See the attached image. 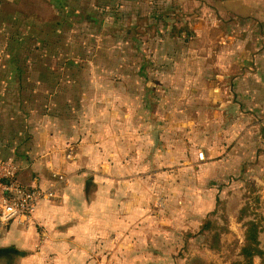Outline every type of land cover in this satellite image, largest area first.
I'll return each instance as SVG.
<instances>
[{
    "label": "rangeland",
    "instance_id": "rangeland-1",
    "mask_svg": "<svg viewBox=\"0 0 264 264\" xmlns=\"http://www.w3.org/2000/svg\"><path fill=\"white\" fill-rule=\"evenodd\" d=\"M55 1L39 3L44 18L63 23L44 36L63 42L57 59L68 61L72 74L55 77L66 86L68 106L53 101L60 89L51 77L39 87L33 80L31 92L17 91L21 106L17 98L7 103L0 153H17L10 149L19 138L13 129L22 131L23 143L48 138L35 110L44 94L45 109L72 135L63 155L77 152L74 140L108 151L103 162L99 148L90 151L80 171L82 183H109L84 195L94 236L113 237L103 252L109 260L264 264V20L229 19L216 0ZM50 63L58 68L56 59ZM3 71L12 75L14 68L5 64ZM133 73L141 78L129 80ZM124 226L135 227V237ZM48 229L41 244L39 229L14 226L0 242V264H50L37 259L58 255L44 248L52 240ZM118 237L125 247L118 248Z\"/></svg>",
    "mask_w": 264,
    "mask_h": 264
},
{
    "label": "crops",
    "instance_id": "crops-1",
    "mask_svg": "<svg viewBox=\"0 0 264 264\" xmlns=\"http://www.w3.org/2000/svg\"><path fill=\"white\" fill-rule=\"evenodd\" d=\"M39 1L40 0H0V3H2L0 9H3L5 13L4 17L0 18V57L3 59L2 61L0 60V89L2 88L0 91V135L3 134V124H1V121H5L11 116L7 108V103L17 98L18 104L21 106L20 98L16 96L17 91H19V93L31 92L34 89L32 81L35 79H37V87L44 85L49 77L54 79L55 83L59 85L58 88L60 90L56 95L58 97H54L53 101L57 102L59 100L61 108L68 106L63 98L67 89L60 81L61 77H55L57 74L52 75L48 66L18 65L15 59V56H24L34 53L37 47V54L64 56L63 53L56 49V47L63 45V42L58 40L51 44L44 36L46 31H50L49 28L60 29L63 27L61 17L44 18L41 14V5ZM109 1L110 0H107L108 4L112 6V3H109ZM113 1L114 0H112V2ZM53 2L52 4H56L55 0H53ZM216 9L220 15L228 16L229 19H240L245 22L254 21V19L264 20V0H216ZM65 10L66 9H64V11ZM16 25L21 26V29L17 30L16 27H13ZM27 29L29 31H27ZM15 39H18L17 42L21 44H26L24 46L25 48L20 47L18 49L14 46H9L7 41H13ZM41 43H43V45H52V47H44ZM33 44H36V47H29ZM77 44L80 43L77 41ZM81 46H84V43H81ZM42 58L45 59L44 57ZM5 64L14 68V73L12 75L2 74ZM261 64V66L264 67V55L261 56ZM91 66L93 65L89 64V67ZM139 67L140 66H137V68ZM99 68L100 71L106 73L104 65H100ZM52 70L58 71L61 74L60 76L63 77L72 74V71L69 70V66H65L64 68L61 67L60 69L52 67ZM141 70L142 66L140 67V71ZM33 71H36L38 74L33 76ZM5 72L7 71L5 70ZM119 74L122 75L121 72H119ZM138 77H140L139 73H133L129 80H135ZM16 79H18L19 84L18 87L13 88L12 82ZM25 80L27 81L26 83ZM129 80L127 79L125 81L122 79L124 83L129 82ZM141 82L142 81H140V86L137 87L139 89L144 87V84L142 85ZM61 84H63V86H61ZM36 98H39V101L37 102L38 105L35 110L41 114V116L38 117L44 122L41 126L47 130L46 137L48 138L45 139V134H42L43 139L40 138V140L34 142L33 145L29 142L23 143L22 131L13 129L15 136H19V138H15L14 141H11L12 146L10 149H12V152L16 151L17 153L15 155L11 153H0V162L6 161L17 164L19 176L23 182H30L35 176L47 180L60 172H65L67 174L65 175L69 179L70 187L61 204H58V202L43 203L36 216V220L41 226L49 228L48 232L52 239L49 241V244H46L44 247L45 250L49 248L56 249L58 255L52 257L41 256L37 257V259L44 260V262L50 264H123V257L116 258V263H113L112 260H109V255L104 256L103 252L110 249L109 244L113 237L108 239V235L106 234L104 236L105 240L103 241L102 239L99 241L97 237L101 235L94 236L93 225L90 218L93 209L89 208V201L91 200L87 199L84 201V195L89 196L90 194L89 192L87 193L86 189L93 192L97 189L94 185H99L100 190L103 187H109V183H106V181L100 183L90 178L85 179L82 183L85 176L80 171L83 168L81 167V163L83 161L86 162L87 154L92 150L95 151L97 148L102 151L103 146H85L74 140L72 144H76L75 147L77 152L79 147L81 153L80 151L77 153L72 150L68 152V155L70 153L69 157L68 155H63L62 147L64 142H68L69 139H72V135L66 134V131L56 122L57 120L51 117L54 113L50 111V109H45V103L47 101L45 95L42 94ZM35 114L36 113H34V115ZM15 117L17 116L15 115ZM23 118L27 120L28 115L25 114L21 117V119ZM69 132L70 134L74 133V127H71ZM76 137L75 135L74 139ZM33 151L42 153L35 158ZM22 152H27L28 154H23ZM82 152H84L85 155L82 154ZM16 155L25 156V158L17 157ZM6 157H12L13 159L3 160ZM105 159L109 160L107 150L102 151L100 154V160L103 162ZM90 184H92V186L89 190L88 185ZM119 227L120 231H122L123 226H118V231ZM124 227L128 228L126 232H128L130 236H134L133 233L136 231L135 227ZM10 232L9 235L11 236ZM46 237L47 234L41 244L47 243L48 239H46ZM119 241H122V239L119 238ZM125 241L126 240L123 239L118 248L125 247ZM61 249H65V252H61ZM92 250L96 252L93 253Z\"/></svg>",
    "mask_w": 264,
    "mask_h": 264
},
{
    "label": "built area",
    "instance_id": "built-area-1",
    "mask_svg": "<svg viewBox=\"0 0 264 264\" xmlns=\"http://www.w3.org/2000/svg\"><path fill=\"white\" fill-rule=\"evenodd\" d=\"M69 187V179L61 174L47 180L35 176L23 182L17 164L1 161L0 241L14 226L26 233L39 229L45 239V228L36 220L39 208L43 203L62 202Z\"/></svg>",
    "mask_w": 264,
    "mask_h": 264
},
{
    "label": "trees",
    "instance_id": "trees-1",
    "mask_svg": "<svg viewBox=\"0 0 264 264\" xmlns=\"http://www.w3.org/2000/svg\"><path fill=\"white\" fill-rule=\"evenodd\" d=\"M13 27H16L17 30L21 29L20 28L21 26H18V25L13 26ZM17 41H18V39H15L13 41H7V42L9 44V46H14L15 48H18V49L20 47L25 48L24 46L26 44H21L20 42H17ZM41 44L44 47H49L50 46L49 44H46V45H43V43H41ZM29 47H36V44H33V45L29 46ZM36 50H38V47H37V49H35L34 53H31L29 55L15 56L17 64L18 65H30L32 63H45L48 66V68L51 70V74L52 75L59 74V72L55 71V70H52V65H51L50 61H53L55 59L58 61V68L57 69H60L61 67L68 66L70 64L68 61L67 62H63L61 60H58L57 59L58 57H62L60 55H55V56H53V55H41V54H37ZM40 57H44L45 59L40 58ZM3 58H6V57H3ZM0 60L2 61L3 59H1V57H0ZM34 60H38V61L35 62ZM42 60H44V61H42ZM33 72L34 73H32V75L36 76L38 74L36 71H33ZM257 201H259V198L257 199ZM207 225L210 226V223L208 222ZM254 242H256L255 238H254ZM246 252L250 253V250H248Z\"/></svg>",
    "mask_w": 264,
    "mask_h": 264
},
{
    "label": "flooded vegetation",
    "instance_id": "flooded-vegetation-1",
    "mask_svg": "<svg viewBox=\"0 0 264 264\" xmlns=\"http://www.w3.org/2000/svg\"><path fill=\"white\" fill-rule=\"evenodd\" d=\"M11 252H12L13 254H15L14 251L10 249V251H8V253H11Z\"/></svg>",
    "mask_w": 264,
    "mask_h": 264
}]
</instances>
